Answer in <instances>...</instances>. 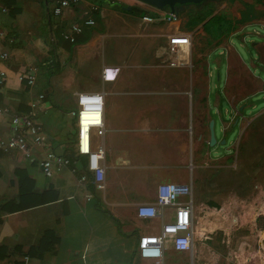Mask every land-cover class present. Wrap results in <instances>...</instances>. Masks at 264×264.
Segmentation results:
<instances>
[{"label":"crops","instance_id":"0c3cea01","mask_svg":"<svg viewBox=\"0 0 264 264\" xmlns=\"http://www.w3.org/2000/svg\"><path fill=\"white\" fill-rule=\"evenodd\" d=\"M100 3L101 0L72 2L63 15L56 17L53 15L54 0H0V30L6 33V38L0 36V56L8 55L5 62L0 60V70L5 73L4 83L0 86V108H8L11 115L21 114L29 111L30 103H37L34 121L41 125L45 138L42 146L34 145L29 139L31 156L28 159L16 150H0V210L19 201L16 175L19 169L33 181V192L49 201L46 207H36L17 215L0 214V264H142L137 258L139 237L159 234L163 225L173 221L175 209L165 208L162 219L142 220L136 216V207L154 203L157 187L166 183L191 187L196 233L191 253L177 252L169 245L164 251L163 264H174V259L184 261V264H264V227H259L257 222L261 215L259 209L250 219L242 207L230 210L232 214L229 217L228 214L224 217L223 212L221 217L222 209L202 204L195 194L201 168V164L194 165L195 160H207L206 164L211 165L209 151L200 150L197 128L204 111H198L197 125L191 123L188 127L185 117L180 114L178 120L183 126L178 124L168 132L160 128L164 117L174 116L163 97L177 96L185 105L183 97L188 92L167 79L163 72L167 67L186 66L175 52L173 56L168 43L173 31L185 34L182 31L192 32L201 26L203 39L209 37L214 42L206 53L200 54L201 57L198 55L201 61L219 46L235 53L233 58L229 54L226 70L229 84H232V71L238 83L242 67H246L232 39H239L240 46H244L248 38L262 36L258 32H245V29L255 27L264 31V0H210L211 12L205 22L207 16L195 24L191 17L181 20L175 11L177 20L169 21L167 26L161 23L167 21L165 10L151 8L137 0H109L111 5L107 3V7ZM184 7L192 6L178 9ZM131 9L133 13H130ZM214 16L231 25V30L221 39H213L203 27ZM87 18H92L95 24L83 27L82 33L75 36V43L62 38V34L69 32L71 24H80ZM190 22L192 28L189 27ZM110 30L118 32L115 35L124 32L121 33L123 38L141 39L140 43H144L140 48H143L131 50L126 60H102L101 65H97L94 62L98 59L103 40L112 35ZM180 38L182 40L183 37ZM263 46L256 50L255 59L264 64ZM138 59L148 61L152 73L136 74L129 62ZM31 66L37 70L34 84L28 87L20 81V75L23 68L27 71ZM103 67L119 68L113 82L102 81ZM88 72L98 77L101 91H86L91 89L84 83L82 75L88 76ZM129 72L130 77H126ZM210 74L206 75L203 84L199 76L189 77L192 91L188 95L195 97L197 102L207 101ZM148 86H152V91ZM139 89L145 91L140 92ZM230 91L224 93L233 108L224 109L227 120H221L220 98L215 97L214 101L223 134L227 124L238 121L240 112L236 110L235 101L244 99H237V92L235 96ZM82 92H100L104 96L105 133L93 144L94 149L100 145L104 149L101 163L105 173L101 189L93 186L91 174L86 173L87 156L76 157L78 162L74 174L63 169L48 178L40 168V161L47 151L69 154L74 150L77 110L73 106L77 107L76 95ZM106 99L113 102L107 105V114L110 112L107 125ZM9 113L0 115V140L7 139L10 134ZM242 154L240 150L239 155ZM83 174L87 176V183L79 185ZM85 190L93 194L89 201L85 198ZM194 195L198 198L196 202ZM187 201L189 196L183 195L178 203ZM262 214L264 216V208ZM232 216L235 217L233 223ZM228 221H231L229 226ZM219 229L249 232L237 239L230 233L220 242L211 237ZM223 243L230 248L228 255L223 256L224 260L217 251L218 245ZM17 245L23 246L16 249Z\"/></svg>","mask_w":264,"mask_h":264},{"label":"rangeland","instance_id":"374dc122","mask_svg":"<svg viewBox=\"0 0 264 264\" xmlns=\"http://www.w3.org/2000/svg\"><path fill=\"white\" fill-rule=\"evenodd\" d=\"M112 1L116 2L123 0ZM107 3L108 5H111L109 0H101L100 4L107 7ZM117 5L121 6L122 4L120 5V3H117ZM187 6L192 7H184L181 8V10L176 8L175 10L181 20L182 18L184 19V17L188 20L191 16L199 15V17L207 16V18L205 17V22L211 12L210 5L208 6V1L203 2L201 7H193V5ZM165 12H169V10L165 9ZM150 15H153V12L150 11ZM129 16L132 17V15ZM161 16L160 18H162ZM202 20L198 21L201 22ZM211 20L212 21L208 23L206 30L209 29V31H211L210 37L213 39H221L222 36L231 30V25L221 17H219V19ZM168 22L169 21L163 20L161 22L162 26H164V24L167 26ZM162 28H166V30L169 29L167 27ZM177 30L182 31L180 28H177ZM200 30L201 26H198L192 32L187 30L182 31L185 34L175 33L174 30L172 33L173 36L168 39V43L171 45V50L173 51V56L175 52V55H177L186 66L167 67L163 72L167 79L173 80V82L178 84L181 89H186L188 92L183 97L185 105L182 104L183 100L177 96L163 97L164 99H167L166 103H169V110H172L174 116L169 115L164 117V121L161 122L162 125L160 128H165V131L168 132L178 124H182L183 126V123H180V120H178L181 115L185 117L188 127H191V123L197 125L196 117L198 111L203 110L204 113L202 112L199 117V124L201 127L199 125L200 128L197 126L199 138L201 140L200 150H203V152L206 150L209 151L211 165L206 164L208 162L207 160H195L194 162V165L201 164V168L198 170L200 179L196 182L197 186L195 185L196 196H199L198 198L202 204L212 206L216 210L222 209L223 211L220 214L221 217L223 212H225L224 217H226L227 214L229 217L232 214L230 210H234L236 207H242L248 213L247 219H250L251 217H255L256 212L259 209V214L261 215L258 217L257 222L259 227H264V216L262 214L264 203L260 206V204L264 202V64L255 59L256 50L264 44V40L262 39V37H264V31L255 27L246 28L245 32H258V34H261L262 36H252L251 38H248L244 46H240L239 39H232L233 46L243 60L246 68L244 69L242 67V76L238 83L234 77V72L232 71V84H229L226 66L229 54L233 58L235 53L233 54L229 53L227 50H222L223 46H219L213 51L211 50L210 54L206 56V60H199L198 55L201 57L200 54L206 53L209 47L214 43L209 37L203 39ZM168 32L170 33V31ZM110 33H112V35L105 37L103 40V46L97 54L98 59L94 62L97 65H101L102 60H117L118 58L126 60L131 50L134 52L143 48H140L141 44L144 43H140L141 39L137 40L129 36L123 38L121 33L124 32L115 35L118 32L110 30ZM180 37H183L182 40L184 42H182ZM193 38L195 40L194 42L192 41ZM193 45L195 48H193ZM262 48H264V46ZM193 49L195 51H193ZM220 51H222V53H220ZM145 53L147 56H150L148 50H146ZM230 60L232 61V59ZM147 62L148 61L138 59L129 63L132 65L134 69L133 71H135L136 74L142 72L152 73ZM236 71L238 72L239 69H236ZM209 73L211 74L208 82V102L206 100H199L197 102L195 97L188 95V93L192 91L190 84H188L189 77L194 76L195 78L199 76L203 80L201 81L203 84L204 78ZM129 74L131 73H126V77H130ZM82 78H84V83L91 89H87L86 91H101V83L95 73L91 75L88 72V76L82 75ZM169 88L170 87H167V89ZM151 89L152 86L149 87V90ZM138 91L143 92L145 90L139 89ZM229 91L233 92L235 96L237 92V99H244L242 102H238V100L235 101L234 105L236 110L240 112L237 116L238 121H236V123H232L231 121V123L227 124V129L225 130L226 133L223 134L221 120H227V117L224 114V109L227 108L233 110L232 106L224 96V93ZM215 97L220 98L219 111L223 116L221 120L214 106ZM112 103L113 102L110 99L106 101V125L109 123L108 117H110V112L109 115L107 114V109H109V106L107 107V105H112ZM73 109L76 111L77 107L74 108L73 106ZM210 120L214 121V134L216 140V145L212 147L208 146V123ZM223 140H225V143L221 144ZM240 150L243 153L242 155H239ZM203 152L201 153L203 154ZM203 155H201L202 158ZM206 168L208 169L207 171L204 170ZM194 173L197 175V171ZM206 180L208 182H206ZM198 198H195L194 195L195 202ZM234 219L235 217L232 216V223L235 221ZM230 222L231 221H228L227 226H229ZM232 227L234 228V225ZM248 232V230L240 229L231 230V232H229L228 229H219L216 230L211 237L222 242L227 239L230 233L232 234V238L237 239L244 237L243 235ZM220 247L221 249H219ZM217 248L222 260H224L223 256L228 255L230 248L224 243L223 245H218ZM174 264H184V261L174 259Z\"/></svg>","mask_w":264,"mask_h":264},{"label":"built area","instance_id":"2783aa9c","mask_svg":"<svg viewBox=\"0 0 264 264\" xmlns=\"http://www.w3.org/2000/svg\"><path fill=\"white\" fill-rule=\"evenodd\" d=\"M79 0H54L53 15L58 17L63 15L65 9L69 8L72 2ZM96 10V8H93ZM148 20L147 17L143 18ZM167 21L177 20L176 13L166 12ZM95 24L92 18L84 19L80 24L74 23L69 27V32L62 34V38L70 43H75V36L82 33L83 27H93ZM0 36L6 38L4 30H0ZM7 54H2L0 60L5 62ZM36 67H29L24 74L20 75V81L31 87L35 81ZM119 72L117 67H103L101 79L103 82H113ZM112 74V78L108 74ZM5 80V73L0 70V86ZM40 99L42 95L39 96ZM76 137L73 144L74 150L69 154H56L47 151L40 161V168L45 177H51L63 169H68L72 174L77 170L76 157L87 156V172L91 174V183L95 188L101 189L104 184L105 169L101 161L103 159V146L94 149L93 144L96 139L104 136V96L100 92H82L76 95ZM37 103L29 104L27 113L11 115L8 108H0V115L9 113L10 134L7 139L0 140V150H16L24 158H30V141L36 146H42L45 141L42 136V127L34 121ZM71 155V156H70ZM87 183V176L83 174L79 180V185ZM189 196V201L179 204L181 196ZM93 197L91 192H86L85 198L89 201ZM193 200L191 187L179 184H161L157 187L155 202L151 204H141L136 207V216L142 220L162 219L165 208L175 209L172 222L163 225L161 232L157 235L140 236L137 245V258L142 264H163L164 251L169 245L177 252L191 253L193 240L196 233V226L193 222Z\"/></svg>","mask_w":264,"mask_h":264},{"label":"trees","instance_id":"16d2710c","mask_svg":"<svg viewBox=\"0 0 264 264\" xmlns=\"http://www.w3.org/2000/svg\"><path fill=\"white\" fill-rule=\"evenodd\" d=\"M130 13H133V10H130ZM204 19V17H197V16H191V21H194V24L197 23L198 20H202ZM211 19H219V16H214ZM208 20L205 24H204V30L210 35L209 29L206 30V27L208 25L209 22H211L212 20ZM189 27L192 28V23L190 22ZM14 65H12L13 67ZM22 68V66H21ZM26 71V69H22V72L24 73ZM22 73V74H23ZM24 84V83H23ZM16 175L18 177L19 180V201L17 204H11V206H5L0 210V214H18L21 212H28V211H32L34 210L36 207H46L47 203H49V201L45 200V198L43 196H38L37 194H35L33 192L34 189V185H33V181L28 177V175L26 174V172L24 170H16ZM23 245H17L16 249H20ZM4 248V247H2ZM4 250V249H3Z\"/></svg>","mask_w":264,"mask_h":264},{"label":"water","instance_id":"95a60500","mask_svg":"<svg viewBox=\"0 0 264 264\" xmlns=\"http://www.w3.org/2000/svg\"><path fill=\"white\" fill-rule=\"evenodd\" d=\"M147 6H150L152 8H155L157 10H165L169 9L170 12H175L176 8L182 7V6H187V5H193V6H198L202 4L205 1L209 0H137ZM213 1V0H212ZM129 10V8H127ZM208 130H209V142L208 146L212 147L216 145V140H215V134H214V121L210 120L208 124ZM225 140L221 142V144H224Z\"/></svg>","mask_w":264,"mask_h":264},{"label":"snow or ice","instance_id":"6c2138e0","mask_svg":"<svg viewBox=\"0 0 264 264\" xmlns=\"http://www.w3.org/2000/svg\"><path fill=\"white\" fill-rule=\"evenodd\" d=\"M108 77H109V78H112V74H111V73H109V74H108Z\"/></svg>","mask_w":264,"mask_h":264},{"label":"clouds","instance_id":"9594fccd","mask_svg":"<svg viewBox=\"0 0 264 264\" xmlns=\"http://www.w3.org/2000/svg\"><path fill=\"white\" fill-rule=\"evenodd\" d=\"M169 10V9H168ZM170 11V10H169ZM172 13V12H171ZM173 13H175V12H173Z\"/></svg>","mask_w":264,"mask_h":264}]
</instances>
